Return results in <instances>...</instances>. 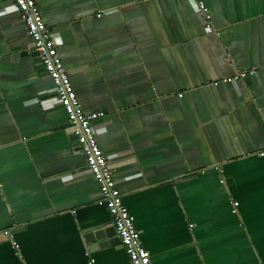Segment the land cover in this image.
I'll return each instance as SVG.
<instances>
[{
  "label": "crops",
  "instance_id": "crops-1",
  "mask_svg": "<svg viewBox=\"0 0 264 264\" xmlns=\"http://www.w3.org/2000/svg\"><path fill=\"white\" fill-rule=\"evenodd\" d=\"M34 1L151 264H264V0ZM32 47L0 0V264H130Z\"/></svg>",
  "mask_w": 264,
  "mask_h": 264
},
{
  "label": "built area",
  "instance_id": "built-area-1",
  "mask_svg": "<svg viewBox=\"0 0 264 264\" xmlns=\"http://www.w3.org/2000/svg\"><path fill=\"white\" fill-rule=\"evenodd\" d=\"M20 12L21 20L26 26L32 41L33 50L40 57L45 72L50 76L60 105L67 115L69 125L74 131L78 146L86 157L87 168L93 178L100 184L98 205L105 206L113 219V227L122 245L125 247L130 264H151L150 253L142 246L140 235L134 226L133 217L124 206L107 158L100 149L93 130L92 121L101 113L85 114L72 87L58 50L52 39L51 31L44 22L34 0H13ZM201 6V5H200ZM99 16V15H98ZM253 72H242L224 79L232 83L245 79ZM223 182V181H222ZM234 209L237 203H234ZM4 234L11 238L9 232ZM13 249L19 246L13 243Z\"/></svg>",
  "mask_w": 264,
  "mask_h": 264
},
{
  "label": "water",
  "instance_id": "water-1",
  "mask_svg": "<svg viewBox=\"0 0 264 264\" xmlns=\"http://www.w3.org/2000/svg\"><path fill=\"white\" fill-rule=\"evenodd\" d=\"M32 55L34 57H37L38 60H40V57L35 51ZM85 240L87 242L97 241L98 243L95 245V248L100 249L113 246L114 244L120 242L119 238L116 236V231L113 226L105 229L93 230L86 235Z\"/></svg>",
  "mask_w": 264,
  "mask_h": 264
}]
</instances>
